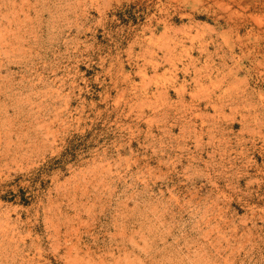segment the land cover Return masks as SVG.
<instances>
[{
    "label": "rangeland",
    "instance_id": "374dc122",
    "mask_svg": "<svg viewBox=\"0 0 264 264\" xmlns=\"http://www.w3.org/2000/svg\"><path fill=\"white\" fill-rule=\"evenodd\" d=\"M0 264H264V0H0Z\"/></svg>",
    "mask_w": 264,
    "mask_h": 264
}]
</instances>
